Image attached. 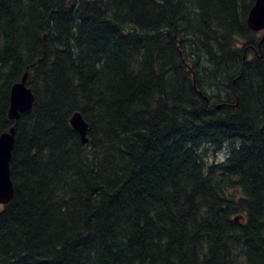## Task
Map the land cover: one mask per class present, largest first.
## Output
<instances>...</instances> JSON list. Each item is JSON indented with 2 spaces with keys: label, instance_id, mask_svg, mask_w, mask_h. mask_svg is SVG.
Wrapping results in <instances>:
<instances>
[{
  "label": "trees",
  "instance_id": "trees-1",
  "mask_svg": "<svg viewBox=\"0 0 264 264\" xmlns=\"http://www.w3.org/2000/svg\"><path fill=\"white\" fill-rule=\"evenodd\" d=\"M253 2L0 0V264H264ZM25 72L34 102L12 120Z\"/></svg>",
  "mask_w": 264,
  "mask_h": 264
},
{
  "label": "water",
  "instance_id": "water-1",
  "mask_svg": "<svg viewBox=\"0 0 264 264\" xmlns=\"http://www.w3.org/2000/svg\"><path fill=\"white\" fill-rule=\"evenodd\" d=\"M246 23L252 31H263L261 39H264V0H254L250 7ZM27 72L21 79L15 82L10 89L8 116L12 120H16L19 114L29 110L34 102V95L30 88L26 85ZM70 125L75 129L83 143L88 138L86 131L87 123L79 112H74L70 117ZM14 145V127H10L8 131L0 134V204L8 203L13 196V184L10 178L9 162L11 159V151Z\"/></svg>",
  "mask_w": 264,
  "mask_h": 264
},
{
  "label": "rangeland",
  "instance_id": "rangeland-1",
  "mask_svg": "<svg viewBox=\"0 0 264 264\" xmlns=\"http://www.w3.org/2000/svg\"><path fill=\"white\" fill-rule=\"evenodd\" d=\"M259 33H261V32H259ZM224 155H225V150H223V151H221V152H219L217 155H210L209 156V159H221L222 157H224ZM1 204H0V208H1Z\"/></svg>",
  "mask_w": 264,
  "mask_h": 264
},
{
  "label": "flooded vegetation",
  "instance_id": "flooded-vegetation-1",
  "mask_svg": "<svg viewBox=\"0 0 264 264\" xmlns=\"http://www.w3.org/2000/svg\"><path fill=\"white\" fill-rule=\"evenodd\" d=\"M261 33L263 32V31H260Z\"/></svg>",
  "mask_w": 264,
  "mask_h": 264
}]
</instances>
